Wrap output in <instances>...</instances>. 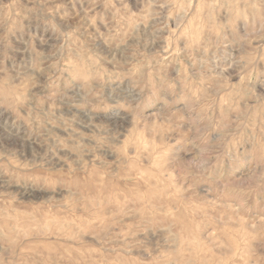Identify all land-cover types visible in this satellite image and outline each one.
Here are the masks:
<instances>
[{"label": "rangeland", "instance_id": "obj_1", "mask_svg": "<svg viewBox=\"0 0 264 264\" xmlns=\"http://www.w3.org/2000/svg\"><path fill=\"white\" fill-rule=\"evenodd\" d=\"M0 264H264V0H0Z\"/></svg>", "mask_w": 264, "mask_h": 264}]
</instances>
